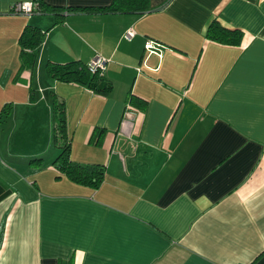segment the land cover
Instances as JSON below:
<instances>
[{"label": "crops", "instance_id": "crops-1", "mask_svg": "<svg viewBox=\"0 0 264 264\" xmlns=\"http://www.w3.org/2000/svg\"><path fill=\"white\" fill-rule=\"evenodd\" d=\"M27 1L0 0V110L10 109L0 121V264H264V0H149L143 15L8 13ZM211 20L238 31L239 44L206 39ZM24 26L42 37L21 66ZM95 55L104 94L45 72ZM52 94L70 159L104 168L97 189L55 179Z\"/></svg>", "mask_w": 264, "mask_h": 264}, {"label": "trees", "instance_id": "trees-1", "mask_svg": "<svg viewBox=\"0 0 264 264\" xmlns=\"http://www.w3.org/2000/svg\"><path fill=\"white\" fill-rule=\"evenodd\" d=\"M35 4V11L32 16L44 15L47 13L55 14L56 17L64 13L80 12L84 14L98 15H143L151 11L149 0H110L109 4L103 7H68L57 8L49 7L42 0H31ZM205 38L229 46H237L240 42L241 34L238 31H229L222 28L215 20H211L205 29ZM42 34L37 28L24 26L17 38L19 49V58L21 66L34 62L32 53L40 43ZM29 53H32V58ZM45 72L50 79L61 83H75L86 87L92 92L104 94L109 91L110 87L101 80L98 73L91 74L87 71L86 66L78 62H69L63 65L47 63ZM52 94L50 111H51V148L56 149V155L53 159L52 166L54 169L55 179L60 177L68 182L90 188L97 189L101 184L104 176V168L97 164H81L73 162L69 157V138L65 136V119L63 111V102ZM9 107H3L0 110L1 122L7 123L10 115ZM100 134H93L92 140L98 143L97 138ZM40 158L33 161H38Z\"/></svg>", "mask_w": 264, "mask_h": 264}, {"label": "built area", "instance_id": "built-area-1", "mask_svg": "<svg viewBox=\"0 0 264 264\" xmlns=\"http://www.w3.org/2000/svg\"><path fill=\"white\" fill-rule=\"evenodd\" d=\"M35 4L32 1L27 2H13L10 4L8 13L13 16L30 17L34 14ZM134 36V32L131 29H127L121 38L124 41H130ZM143 49L149 53L159 52L157 46L150 41L144 43ZM105 60L97 55L88 63L87 71L91 74L98 73L101 76Z\"/></svg>", "mask_w": 264, "mask_h": 264}, {"label": "rangeland", "instance_id": "rangeland-1", "mask_svg": "<svg viewBox=\"0 0 264 264\" xmlns=\"http://www.w3.org/2000/svg\"><path fill=\"white\" fill-rule=\"evenodd\" d=\"M93 58H94V56L91 58V60H92ZM91 60H90V61H91ZM87 65H88V64H87ZM86 67H87V66H86Z\"/></svg>", "mask_w": 264, "mask_h": 264}]
</instances>
